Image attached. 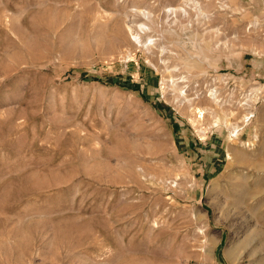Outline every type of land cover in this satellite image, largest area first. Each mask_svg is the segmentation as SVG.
<instances>
[{"label": "rangeland", "instance_id": "374dc122", "mask_svg": "<svg viewBox=\"0 0 264 264\" xmlns=\"http://www.w3.org/2000/svg\"><path fill=\"white\" fill-rule=\"evenodd\" d=\"M0 264H264V0H0Z\"/></svg>", "mask_w": 264, "mask_h": 264}]
</instances>
